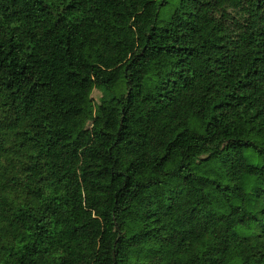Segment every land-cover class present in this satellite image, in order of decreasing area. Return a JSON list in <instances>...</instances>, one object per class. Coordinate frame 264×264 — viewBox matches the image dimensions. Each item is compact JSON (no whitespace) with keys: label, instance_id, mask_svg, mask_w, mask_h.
<instances>
[{"label":"trees","instance_id":"16d2710c","mask_svg":"<svg viewBox=\"0 0 264 264\" xmlns=\"http://www.w3.org/2000/svg\"><path fill=\"white\" fill-rule=\"evenodd\" d=\"M0 264H264V0H0Z\"/></svg>","mask_w":264,"mask_h":264},{"label":"rangeland","instance_id":"374dc122","mask_svg":"<svg viewBox=\"0 0 264 264\" xmlns=\"http://www.w3.org/2000/svg\"><path fill=\"white\" fill-rule=\"evenodd\" d=\"M175 8H176L175 2H171L169 5L162 7L161 12H160L161 21L163 22L167 21L169 17L171 16V14L174 12ZM92 98L95 101V103L98 104L103 98V93L95 89L92 94Z\"/></svg>","mask_w":264,"mask_h":264}]
</instances>
